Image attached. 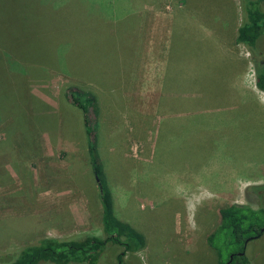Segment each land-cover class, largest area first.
Here are the masks:
<instances>
[{"label":"rangeland","instance_id":"1","mask_svg":"<svg viewBox=\"0 0 264 264\" xmlns=\"http://www.w3.org/2000/svg\"><path fill=\"white\" fill-rule=\"evenodd\" d=\"M156 1L38 0L27 18L13 15L16 6L0 19V262L42 238L101 236L97 178L69 87L95 92L90 121L112 211L144 239L126 264L225 262L235 246L216 229L230 204L263 211L264 224V98L242 77L244 65L254 76L264 67V34L253 49L232 43L240 0ZM170 9L157 35L159 13ZM157 37L145 136L117 91ZM118 252L107 246L98 264H114ZM244 256L264 264V232Z\"/></svg>","mask_w":264,"mask_h":264},{"label":"trees","instance_id":"2","mask_svg":"<svg viewBox=\"0 0 264 264\" xmlns=\"http://www.w3.org/2000/svg\"><path fill=\"white\" fill-rule=\"evenodd\" d=\"M31 1L36 2V5L40 3L38 0H1L0 19L7 21L9 17L7 10L13 13L12 8L16 6L18 8L13 15L27 18L32 13L29 9ZM259 2L260 0H240L244 20L236 29L235 41L251 49L256 39L264 34V12L259 9ZM254 78L256 89L264 93V67L258 74L255 71ZM65 96L70 105L81 113L88 164L93 176L97 178L99 188L101 236L83 234L71 238H42L32 245L16 250L9 261L0 264H98L100 254L109 245L120 248V252L114 257V264H126L125 255L134 254L144 246L142 235L118 219L112 211L110 191L101 175L102 170L96 151V123L90 121L94 117L97 118L98 112L94 94L69 87L65 91ZM90 114L94 116L90 117ZM262 212L239 204H230L218 210L219 224L216 231L222 235V241L234 245L235 250L229 253L230 261L228 258L225 262L217 264L247 263L244 256L245 244L259 238L264 232V224L258 220V214ZM213 237L214 235L206 237L208 245H211Z\"/></svg>","mask_w":264,"mask_h":264},{"label":"crops","instance_id":"3","mask_svg":"<svg viewBox=\"0 0 264 264\" xmlns=\"http://www.w3.org/2000/svg\"><path fill=\"white\" fill-rule=\"evenodd\" d=\"M158 1L160 3H163L164 0H158ZM151 3L154 6L156 5V3L158 4V2L156 0H151ZM168 3H172L174 5L177 4V2H174L172 0H169ZM173 7L174 6H172L171 8H173ZM171 13H172V9H170L169 11H163V12L159 13L160 14V16H159L160 17V23H158L159 26L157 28V35H163L164 34V29L167 27V24H166V22L168 20L167 18L170 17ZM147 26H148V24H147ZM152 29L154 31H156V28H152ZM157 39L158 40L156 43L150 42V40L146 41V48H145L146 54H143V56L141 55V57H138V59L136 61V69L135 70L133 69V71L129 74L130 78H129L128 83L125 82L123 77L121 78L120 83L124 87V89L119 88L117 91V95L120 98L119 102L124 104V106L127 109H135V112H133L132 115L135 117L138 116V118L140 119L141 134H143V132H144L145 136L149 134V127H148V124L144 125V121H145V117H147L149 115L148 114L149 109L151 107H153V105H151V104L153 103L152 100L154 98V95H156L155 87L157 85L155 80H156V76L159 73V72H157V68H156L157 67L156 66L157 65L156 64V62H157L156 58L158 55L155 53L156 52L155 49H157L158 46H160L161 44H159V41H160L159 37H157ZM231 40H233L232 43H236L235 38H231ZM161 42H162V39H161ZM150 60H152L154 62V64H153L154 68L149 67L148 61H150ZM248 66H249V64H247L246 66L244 65V70L242 71L243 80L246 77V80L251 85V88L254 89L258 94H260L264 98V93L258 91L255 87L254 75L248 74L249 70H247V68H246ZM139 86L141 87V90L138 91V90L134 89L135 87H139ZM129 88H132V90H129ZM122 91H125V92L131 91V92H135V93H133L132 96H128V94L123 93V95H125V96H122V94H121ZM109 92H112V90H110ZM95 97H96V95H95ZM108 106L111 107L110 105H108ZM185 106L186 107H184V108H188L190 110V112H192V113L197 110V109H194L193 107H195V106L190 104V103H188V105L186 104ZM203 107H204V105H203ZM169 109H171V108H169ZM203 112H206V109ZM130 114H128V116H130ZM169 118H171V114H169ZM176 123L177 122H175V120H170L168 122V125L170 127L169 132L172 134L175 133L176 131H178V130H176V126H175Z\"/></svg>","mask_w":264,"mask_h":264},{"label":"water","instance_id":"4","mask_svg":"<svg viewBox=\"0 0 264 264\" xmlns=\"http://www.w3.org/2000/svg\"><path fill=\"white\" fill-rule=\"evenodd\" d=\"M231 260V256H229V261Z\"/></svg>","mask_w":264,"mask_h":264}]
</instances>
